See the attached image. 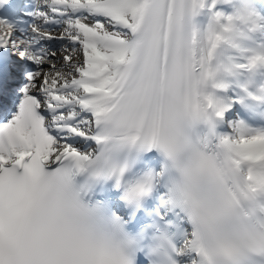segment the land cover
Here are the masks:
<instances>
[{
  "label": "snow or ice",
  "instance_id": "1",
  "mask_svg": "<svg viewBox=\"0 0 264 264\" xmlns=\"http://www.w3.org/2000/svg\"><path fill=\"white\" fill-rule=\"evenodd\" d=\"M220 2L0 0V264H264V128L207 83Z\"/></svg>",
  "mask_w": 264,
  "mask_h": 264
},
{
  "label": "clouds",
  "instance_id": "2",
  "mask_svg": "<svg viewBox=\"0 0 264 264\" xmlns=\"http://www.w3.org/2000/svg\"><path fill=\"white\" fill-rule=\"evenodd\" d=\"M231 17V20L227 18ZM257 17H260L255 6L251 0H239L238 4L234 6L231 13L225 14L223 19L225 23L219 25L218 22L211 21L214 27L220 28L219 34L222 37L221 43L215 52V61L211 65V69L207 76V83L212 84L213 87H228L229 83L222 78V75L233 76L241 73L231 61L225 62L220 59V52L223 48L228 47L237 49L244 47L242 41L249 37V34L257 30V25L253 22ZM246 70L243 73L248 77L247 82L242 85L247 93V98L252 101H264V85L258 86L255 91H248L249 85L261 70H264V49L248 48L246 55ZM222 65V69L218 68ZM205 95V105L203 110L207 112L208 107L213 109L219 106L222 97L217 96L213 92H207Z\"/></svg>",
  "mask_w": 264,
  "mask_h": 264
},
{
  "label": "bare ground",
  "instance_id": "3",
  "mask_svg": "<svg viewBox=\"0 0 264 264\" xmlns=\"http://www.w3.org/2000/svg\"><path fill=\"white\" fill-rule=\"evenodd\" d=\"M245 41H247V44H252V42H250V41H253V39L252 38H249V40L248 39H245ZM54 45V44H53ZM254 48H258V46H255ZM233 78L237 81V84L238 85H243V84H245L247 81L242 77V74L241 73H239V74H237V75H233ZM231 99H229L228 101H230L231 103H232V107H231V109H230V116L232 115V114H234V112H236L237 110V106H236V104H238L239 102L238 101H240V97L238 96V94L234 91L232 94H231ZM236 98V99H235Z\"/></svg>",
  "mask_w": 264,
  "mask_h": 264
},
{
  "label": "rangeland",
  "instance_id": "4",
  "mask_svg": "<svg viewBox=\"0 0 264 264\" xmlns=\"http://www.w3.org/2000/svg\"><path fill=\"white\" fill-rule=\"evenodd\" d=\"M56 45L54 44L53 47H55Z\"/></svg>",
  "mask_w": 264,
  "mask_h": 264
}]
</instances>
